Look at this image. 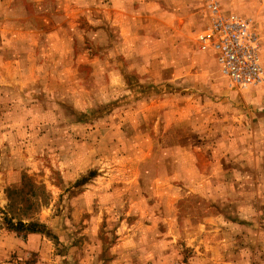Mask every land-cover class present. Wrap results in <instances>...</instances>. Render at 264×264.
Returning a JSON list of instances; mask_svg holds the SVG:
<instances>
[{"label": "rangeland", "instance_id": "rangeland-1", "mask_svg": "<svg viewBox=\"0 0 264 264\" xmlns=\"http://www.w3.org/2000/svg\"><path fill=\"white\" fill-rule=\"evenodd\" d=\"M204 26L201 0H0V264H227L264 148L239 100L214 107L250 87L199 50Z\"/></svg>", "mask_w": 264, "mask_h": 264}, {"label": "crops", "instance_id": "crops-1", "mask_svg": "<svg viewBox=\"0 0 264 264\" xmlns=\"http://www.w3.org/2000/svg\"><path fill=\"white\" fill-rule=\"evenodd\" d=\"M219 2L227 14L233 13L251 21L260 44L259 58L264 75V0H219ZM4 32L6 35V30ZM204 53L209 54L214 59L211 53ZM211 90L213 91V88ZM218 90H220L218 95L221 94L224 97H217L218 101L214 103V107L221 106L223 108L227 106L231 110L229 106L231 101L239 100L242 106L239 110L242 111L243 118L256 119L253 130L257 140H260L256 141V144H261L264 148V85L258 84L245 92H235L225 89L223 86L221 89L218 87ZM215 110L218 111V109ZM228 148H230V155H232L234 146L229 145ZM242 149L244 150L243 153L248 152L247 155L250 156L248 143H244ZM255 156L257 157V155ZM262 157H264V152ZM242 162H244V157H242ZM261 177L264 178L263 174ZM253 208L252 204L244 201L237 205L233 204L230 211L237 210L236 215L225 220L224 224L229 230H222L224 235L221 236L224 237L225 243L218 246V254H214V260L227 261V264H264V205L262 204L256 209L258 213H261L260 219L252 217ZM231 230L234 231V235H232ZM31 236V239L36 240L35 234H31ZM28 238L30 239V236ZM232 247L235 250H231Z\"/></svg>", "mask_w": 264, "mask_h": 264}, {"label": "built area", "instance_id": "built-area-1", "mask_svg": "<svg viewBox=\"0 0 264 264\" xmlns=\"http://www.w3.org/2000/svg\"><path fill=\"white\" fill-rule=\"evenodd\" d=\"M205 26L196 34L202 52L211 53L230 87L243 90L264 82L259 42L247 20L223 12L219 0H201Z\"/></svg>", "mask_w": 264, "mask_h": 264}, {"label": "trees", "instance_id": "trees-1", "mask_svg": "<svg viewBox=\"0 0 264 264\" xmlns=\"http://www.w3.org/2000/svg\"><path fill=\"white\" fill-rule=\"evenodd\" d=\"M11 229H15L17 231L25 232L27 234H36V233H42L39 228L43 227L42 225H39L35 222L30 223H23L22 221H18L15 224L10 223Z\"/></svg>", "mask_w": 264, "mask_h": 264}]
</instances>
